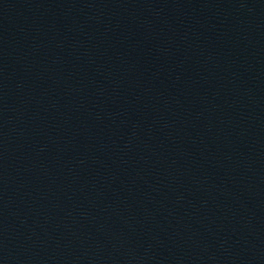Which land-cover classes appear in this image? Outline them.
I'll list each match as a JSON object with an SVG mask.
<instances>
[{"label": "water", "instance_id": "95a60500", "mask_svg": "<svg viewBox=\"0 0 264 264\" xmlns=\"http://www.w3.org/2000/svg\"><path fill=\"white\" fill-rule=\"evenodd\" d=\"M0 264H264V0H0Z\"/></svg>", "mask_w": 264, "mask_h": 264}]
</instances>
